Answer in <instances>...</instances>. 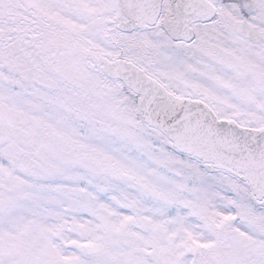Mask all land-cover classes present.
I'll use <instances>...</instances> for the list:
<instances>
[{
	"label": "snow or ice",
	"instance_id": "obj_1",
	"mask_svg": "<svg viewBox=\"0 0 264 264\" xmlns=\"http://www.w3.org/2000/svg\"><path fill=\"white\" fill-rule=\"evenodd\" d=\"M0 264H264V0H0Z\"/></svg>",
	"mask_w": 264,
	"mask_h": 264
}]
</instances>
